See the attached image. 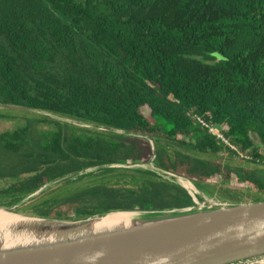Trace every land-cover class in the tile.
<instances>
[{
	"label": "trees",
	"instance_id": "trees-1",
	"mask_svg": "<svg viewBox=\"0 0 264 264\" xmlns=\"http://www.w3.org/2000/svg\"><path fill=\"white\" fill-rule=\"evenodd\" d=\"M0 105L108 129L40 115L1 133L0 182L10 183L0 205L89 168L148 162L151 145L136 134L153 138L157 166L209 194L242 202L246 187L264 200V155L250 136L264 146V0H0ZM10 112L0 120L15 119ZM195 115L220 126L249 165L223 162L233 156ZM193 205L152 173L108 170L17 211L63 218Z\"/></svg>",
	"mask_w": 264,
	"mask_h": 264
},
{
	"label": "water",
	"instance_id": "water-1",
	"mask_svg": "<svg viewBox=\"0 0 264 264\" xmlns=\"http://www.w3.org/2000/svg\"><path fill=\"white\" fill-rule=\"evenodd\" d=\"M0 110L36 111L7 105H0ZM36 112L58 121L63 119ZM65 121L77 127L108 130ZM135 136L150 143L153 153L148 162L89 168L47 184L108 170L145 171L182 187L193 199V206L119 210L63 218L17 211L47 192L44 190L46 184L15 205H0V214L4 216L0 217V264H264V200L229 202L212 196L195 181L157 166L153 138ZM250 136L258 140L255 134ZM179 180L191 183L195 192L185 188ZM116 214L125 217L118 222L102 224L104 219Z\"/></svg>",
	"mask_w": 264,
	"mask_h": 264
},
{
	"label": "rangeland",
	"instance_id": "rangeland-1",
	"mask_svg": "<svg viewBox=\"0 0 264 264\" xmlns=\"http://www.w3.org/2000/svg\"><path fill=\"white\" fill-rule=\"evenodd\" d=\"M9 114L11 115V117H15V119H12L11 121L0 120V133H4L7 131H14L19 126L25 125L27 123L28 119L36 118V117L40 116L41 113H38L36 111H17V110H15L14 112H10ZM60 121L66 122L65 119H61ZM81 128L92 129L91 126H83ZM40 129L42 131H49L50 130V128L48 126H45V125H40ZM77 132L79 134H82V132H80V131H77ZM254 143L260 148L261 153L264 155V146H261L260 141L257 140V141H254ZM222 160H223V162L228 163V165H230L232 167H239V166H244V165L248 166L249 165V164H245L244 161L240 162V161L234 160L233 158L228 157V156H223ZM96 172H98V169L96 170ZM96 172L93 171L92 173H96ZM89 176H91V174ZM83 178H85V176L80 178V179H83ZM80 179L79 178L75 179V180H73V179L66 180L65 179V180H62V181L54 184V185H48V184L46 185L45 184L46 186H44V188H45L44 190L48 191L51 188L53 189V188L57 187L58 184L65 183L67 181L75 182L76 180H80ZM9 183L10 182H7V181L0 182V187H7ZM219 187L220 186L215 187L216 193H218ZM227 187L231 188L233 190L235 189L234 186H222L221 188L222 189H228ZM240 189H241L240 191L243 192L242 194L239 192L240 198L242 199V202H244V203L254 202V201H252L254 196H255L253 190L246 188V187H242ZM213 195L216 196L215 194H213Z\"/></svg>",
	"mask_w": 264,
	"mask_h": 264
},
{
	"label": "built area",
	"instance_id": "built-area-1",
	"mask_svg": "<svg viewBox=\"0 0 264 264\" xmlns=\"http://www.w3.org/2000/svg\"><path fill=\"white\" fill-rule=\"evenodd\" d=\"M197 123L205 128L208 133L214 137L224 148V150L233 156L234 160L248 162L249 158L243 154L239 148H237L221 131L220 126H216L206 122L202 117L195 115Z\"/></svg>",
	"mask_w": 264,
	"mask_h": 264
},
{
	"label": "bare ground",
	"instance_id": "bare-ground-1",
	"mask_svg": "<svg viewBox=\"0 0 264 264\" xmlns=\"http://www.w3.org/2000/svg\"><path fill=\"white\" fill-rule=\"evenodd\" d=\"M179 183H181L185 188H188L192 193L195 192L194 191L195 187L191 183H188V182L183 181V180H179ZM0 217H4V216L0 214ZM124 217H125L124 215H118V214L111 215V216L107 217L106 219H104L102 224L118 222V221L122 220Z\"/></svg>",
	"mask_w": 264,
	"mask_h": 264
},
{
	"label": "flooded vegetation",
	"instance_id": "flooded-vegetation-1",
	"mask_svg": "<svg viewBox=\"0 0 264 264\" xmlns=\"http://www.w3.org/2000/svg\"><path fill=\"white\" fill-rule=\"evenodd\" d=\"M1 134V133H0Z\"/></svg>",
	"mask_w": 264,
	"mask_h": 264
}]
</instances>
